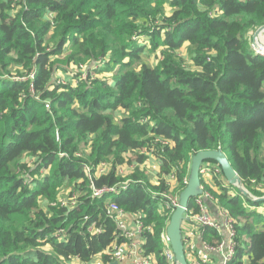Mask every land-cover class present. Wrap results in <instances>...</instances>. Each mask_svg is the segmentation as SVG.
Returning <instances> with one entry per match:
<instances>
[{
	"label": "trees",
	"instance_id": "trees-1",
	"mask_svg": "<svg viewBox=\"0 0 264 264\" xmlns=\"http://www.w3.org/2000/svg\"><path fill=\"white\" fill-rule=\"evenodd\" d=\"M262 26L264 0H0V264H89L96 257L109 264L126 242L109 202L140 212L146 256L169 264L161 238L172 212L159 204L171 199V176L178 191L187 186L200 151L222 149L245 187L262 196L264 56L247 44ZM140 37L153 52L164 48L157 66L145 62ZM186 44L193 68L179 54ZM110 57L106 66L120 67L112 82L71 86L79 81L72 66ZM57 72L69 84L59 85ZM90 142V153L77 156ZM130 153L129 166H138L125 177L128 188L94 198L92 185L122 182L118 166ZM150 155L161 162L157 186L140 167ZM107 160L110 170L96 176ZM69 182L77 206H52ZM217 184L218 206L236 221L239 247L230 264H264V214L252 210L264 202ZM92 224L98 232L89 231Z\"/></svg>",
	"mask_w": 264,
	"mask_h": 264
},
{
	"label": "built area",
	"instance_id": "built-area-1",
	"mask_svg": "<svg viewBox=\"0 0 264 264\" xmlns=\"http://www.w3.org/2000/svg\"><path fill=\"white\" fill-rule=\"evenodd\" d=\"M256 55L264 56V47H255ZM71 72L69 71V74ZM71 77L73 75L70 74ZM75 76V75H74ZM34 75L30 76V79H33ZM80 78V77H79ZM88 78V77H87ZM25 78H13L12 82H20L24 81ZM58 83V82H57ZM60 84V83H58ZM33 92V90H32ZM63 156V155H62ZM88 169V168H87ZM107 171V170H106ZM104 164H100L96 169V176H102L106 174ZM218 168L211 163H204L202 166V188L203 194L199 197L194 198L193 201V209L187 210L186 213V222H193L197 225L199 229L203 230H211L218 235V240L215 243H209L205 245V250L210 254L219 255L222 259V264H230L236 257L237 250L239 247V242L237 240L236 233V221L230 216L227 211L221 209L220 211V219L215 218L209 208L208 203H216L215 196L207 189L206 182L203 180V176H217ZM89 174L91 170L89 168ZM90 179L92 180L91 176ZM213 179V178H212ZM131 181H127L124 183H119L111 188H103L98 189L94 185L91 186L92 195L94 198H101L107 194H118L121 191H124L128 188ZM160 196L161 198H167L164 194L155 195L154 198ZM178 199H169L167 204L168 209L174 212L176 206L178 205ZM108 208L110 214L117 224L118 228L122 232V236L126 240L125 243L121 245V247H115L112 253V257L109 264L118 263V264H152L153 256H146L144 245L145 238L144 234L147 230V227L142 220V215L137 214V221L135 228L130 229L126 226L123 221V217L125 216V211L120 208L116 203L109 202ZM196 210V211H195ZM184 224H183V235L185 242V249L189 264H208L209 259L200 257L196 255L195 251L192 249L191 243L186 240L184 234ZM94 228V229H93ZM91 232H98L96 225L93 224L90 228ZM227 233V237L224 238L223 234ZM162 244L164 249V255L169 264H177L175 262V256L170 246V242L168 240L166 232L162 234Z\"/></svg>",
	"mask_w": 264,
	"mask_h": 264
},
{
	"label": "rangeland",
	"instance_id": "rangeland-1",
	"mask_svg": "<svg viewBox=\"0 0 264 264\" xmlns=\"http://www.w3.org/2000/svg\"><path fill=\"white\" fill-rule=\"evenodd\" d=\"M17 2H20V0H15V3H17ZM21 2H24V0H21ZM20 7L17 8V11H20ZM167 10L170 11L169 8H167ZM258 29L253 31L250 34V36L248 37V41H247L249 50H252L255 55H256V53H255L254 49H255L256 46L257 47H259V46L264 47L263 46L264 38L261 39V37H260L261 32L258 35V39L255 40V35L258 32ZM138 44H143V45L147 46V51H149V53L144 57V60H145L146 63H148L151 66H157L158 64H160L161 52L164 50L163 47H161L156 52H153V46H152V44L149 42V40L146 37H140L139 40H138ZM179 54H180L181 57L184 58L185 65L190 67V68H193L194 65H193V62H192V57H191L192 55L190 54V50H189V45L188 44L183 46V48L179 51ZM257 56H260V55H257ZM112 60L113 59L110 57V58H108L106 60L105 64H103V62H99V63H95L94 62V63H92V64H90L88 66H72L70 68V72H71L70 74L73 75V76L77 75L80 78H79V81L77 80V78H74L71 81V83H72L71 86L77 88L80 81H82V82H87V81L90 82V81L96 80V79L109 80L110 82H112L113 78L117 76V73L119 72V68H120V67H113L111 65L106 66V64H109ZM125 61L127 62L128 60H125ZM84 65H87V64H84ZM89 68L90 69L92 68L91 70H93V72L91 73V77L87 79L88 73H89V70H90ZM56 76H58V83H60L59 85H65L66 86L67 84H69V79H67L66 76L62 72H57ZM37 99H39V98H37ZM127 114L128 113H126V112H121L118 117H121V116L127 115ZM90 146H91V142L89 144H83L82 145L83 149L77 156H82L84 154H89L90 153ZM132 158H133V153L126 154L125 155L126 162L124 164L118 166L119 175L122 177V182L121 183L127 182V179L125 178L126 177L125 174L129 173L127 171L129 170V171L132 172L134 170V168L136 166H138V164L136 163V164H132L129 167V164H128L127 161H129ZM148 159H151V155L149 156ZM206 163H211L212 165L216 166L218 168V172H217L218 174L217 175L219 177H223L225 179V177H224V175H223V173L221 171V168L219 166H217L216 163H214V162H206ZM103 164H104V167H105V171L106 170L107 171L110 170L112 164L110 162H108V160L103 162ZM142 167H145V166H142ZM87 171L89 172V168L87 169ZM49 173L50 172L48 170V171H46L44 173V175H49ZM225 182H227L226 179H225ZM180 190L181 191H178V188L172 190L173 192L170 195V198L179 200L180 194H181L183 189H180ZM258 190L262 192V196L255 195L252 192H250L249 190L248 191L255 198L264 197V183L259 185ZM56 192H58V196H57L58 200H57V202L52 203V206L68 207V208H73V207L77 206L78 200H79V194L74 189L73 182H69L67 184H63L62 186L59 187V189ZM231 192L234 193V191H231ZM244 202L245 201L243 200V203ZM49 204L50 203H46V201H44V199H42L40 201V205L44 206L45 209L49 206ZM244 206H245V208L249 209L248 205H244ZM252 210H256V211L258 210L260 213L262 212L264 214V205L263 204L260 205V207H258V209L257 208L256 209L252 208ZM250 223L252 224L251 226H255L256 225L255 222L252 219H251ZM92 225L90 226V228L92 227ZM90 228H89V231H91ZM257 228H262V224H260ZM47 250H49V247H47ZM69 264H84V263L80 262L79 260H74V261H72ZM86 264H88V263H86ZM89 264H103V261H102L101 257H96Z\"/></svg>",
	"mask_w": 264,
	"mask_h": 264
},
{
	"label": "water",
	"instance_id": "water-1",
	"mask_svg": "<svg viewBox=\"0 0 264 264\" xmlns=\"http://www.w3.org/2000/svg\"><path fill=\"white\" fill-rule=\"evenodd\" d=\"M260 32H264V26L258 29L255 35V40L258 39ZM264 46V44H263ZM206 162H214L221 168V171L226 181L245 198L253 202H264V197L255 198L253 197L248 189L245 187L243 180L238 175L234 166L232 165L228 155L222 150H205L196 153L191 162L189 181L187 186L183 189L180 194L178 205L171 215L169 225L166 233L170 246L175 256V262L177 264H189L184 235H183V224L186 218L187 210L192 200L203 194L202 188V166ZM118 264V263H113Z\"/></svg>",
	"mask_w": 264,
	"mask_h": 264
},
{
	"label": "crops",
	"instance_id": "crops-1",
	"mask_svg": "<svg viewBox=\"0 0 264 264\" xmlns=\"http://www.w3.org/2000/svg\"><path fill=\"white\" fill-rule=\"evenodd\" d=\"M146 162L147 163L141 165L140 167L142 170H145L147 172L148 181L151 184L157 186L159 184V181H160L161 162L155 156H151V159H148ZM142 166H145L146 168L142 167ZM135 168H134V170H135ZM127 172L131 173V171H129V170ZM129 173H126L125 176L128 175ZM203 180L206 182L207 189L213 195L216 193L220 194V189H219V186L217 184L218 182H221V183L223 182V184L227 185V187L231 186L228 182H225V179L223 177H217V176H214V177L206 176L205 177V176H203ZM168 184L171 186L172 190L178 188V184H177L174 176L170 177V179L168 180ZM155 195H157V194L152 193L153 198ZM208 205H209V208H210L212 215L215 218L220 219L221 208H220V206H218V200L216 199V203L212 202L211 204L208 203ZM159 208L161 211L166 209V211L172 212L171 209H168L166 203L163 204L162 202H160ZM125 213L126 214L123 217V221L125 222L126 226L130 229L135 228L136 221H137V214H139L140 212H137L134 214L127 213V212H125ZM166 230H167V228H166ZM164 232H166V231H164ZM184 234H185L186 240L189 241V243H191L192 249L195 251L196 255H198L200 257L202 256L204 258L205 257L208 258L209 259L208 264H222V259L219 255L210 254L204 248L205 245H207L209 243L217 242L219 237L215 232H213L211 230L199 229L197 227V225L194 224L193 222H186V224H184ZM223 236H224V238H226L227 233H224ZM162 247H163V244H162Z\"/></svg>",
	"mask_w": 264,
	"mask_h": 264
},
{
	"label": "bare ground",
	"instance_id": "bare-ground-1",
	"mask_svg": "<svg viewBox=\"0 0 264 264\" xmlns=\"http://www.w3.org/2000/svg\"><path fill=\"white\" fill-rule=\"evenodd\" d=\"M263 33H264V32H261V35H260L261 39L264 38V34H263Z\"/></svg>",
	"mask_w": 264,
	"mask_h": 264
}]
</instances>
